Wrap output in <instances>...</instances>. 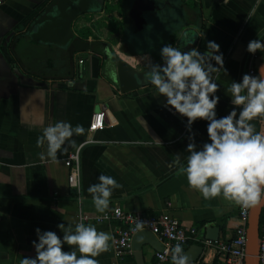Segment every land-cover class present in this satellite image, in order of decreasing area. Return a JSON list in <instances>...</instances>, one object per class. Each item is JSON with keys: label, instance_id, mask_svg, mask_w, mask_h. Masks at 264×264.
<instances>
[{"label": "crops", "instance_id": "0c3cea01", "mask_svg": "<svg viewBox=\"0 0 264 264\" xmlns=\"http://www.w3.org/2000/svg\"><path fill=\"white\" fill-rule=\"evenodd\" d=\"M49 1L0 0V264H20L24 257L34 258L36 228L56 232L61 238L63 232L57 225L63 223L74 231L80 206L90 216L103 214L96 210L88 192L101 174L113 177L120 185L113 190L106 211L119 205L127 211L168 212L182 225L198 227L199 237L204 240L216 234L218 240L230 241L239 224L240 206L222 195L204 199L179 172L189 155V135H193L198 149L209 142L207 121L196 120L189 132L187 118L166 107V97L158 95L150 82L125 93L117 83L114 54L144 75L151 63H162V59L150 53L124 52L123 33L119 49H113L111 55L109 43L94 44L84 38L80 17L73 22L74 33L88 41V47L80 50V45H73L79 50L71 55L72 41L57 46L50 40H35L25 34L28 27H24L23 20ZM185 1L199 5L203 28L186 26L168 44L184 52L196 48L200 53L207 51L209 41L220 45L223 68L212 74L219 85L215 95L220 97L216 108L220 118L235 107L227 91L230 84L242 81L252 63L258 69L262 64L264 49L258 50L259 56L254 59L247 45L254 39L264 42V0ZM90 29L93 34L95 28ZM96 30L101 32L102 28ZM52 48L58 49L57 58L49 57ZM81 58L84 63H80ZM212 63L215 65V61ZM102 110L106 111L105 126L90 131L93 114ZM56 121L69 122L73 127L81 125L84 133L73 137L76 148H62L57 158L51 159L46 155L47 145L38 147L36 141L43 129ZM251 123L256 132L264 134V118ZM77 149L81 205L76 190L68 183L69 170L64 163L67 155ZM177 155L179 164L175 163ZM85 225H93L112 237L108 250L94 257L99 264H138L135 252L124 260L113 253L118 222L90 221ZM195 244L204 247L196 264H227L215 247L203 242H189L184 248L186 255L194 253ZM63 250L71 248L64 245ZM143 251L144 264H155L159 250L145 246Z\"/></svg>", "mask_w": 264, "mask_h": 264}, {"label": "clouds", "instance_id": "9594fccd", "mask_svg": "<svg viewBox=\"0 0 264 264\" xmlns=\"http://www.w3.org/2000/svg\"><path fill=\"white\" fill-rule=\"evenodd\" d=\"M260 49H264V42L249 41V53L255 54ZM217 53H220V45L214 41L207 43L204 53L196 48L184 52L165 44L160 50L162 63H151L145 79L158 95L166 97V107L187 118L189 132L196 120L207 121L209 142L198 149L193 135H189L186 148L189 155L186 164L179 167L189 186L206 200L222 195L241 207H254L264 202V134L256 132L251 123L256 118H264V64L260 65L257 75L244 74L242 81L230 84L227 91L235 107L226 116L217 118L220 97L215 93L219 85L212 74L223 68L224 63L223 54ZM83 133L81 125L73 127L69 122L56 121L43 129L36 144L38 147L46 144L47 157L56 159L62 148L64 151L76 148L77 141L73 137ZM44 155L42 153L41 157ZM175 163H180L179 155ZM97 180L98 183L89 186L88 192L96 210L104 213L113 190L120 185L104 174ZM57 227L63 232L62 238L56 232L36 228L38 239L32 242L36 256L24 257L20 264H99L94 257L107 251L108 241L112 239L109 233L83 222L77 223L74 231L63 223ZM141 227L142 224H137V229ZM64 245L71 250L64 251ZM171 260L172 264H189L180 243L172 249Z\"/></svg>", "mask_w": 264, "mask_h": 264}, {"label": "built area", "instance_id": "2783aa9c", "mask_svg": "<svg viewBox=\"0 0 264 264\" xmlns=\"http://www.w3.org/2000/svg\"><path fill=\"white\" fill-rule=\"evenodd\" d=\"M257 52L253 54V58H257ZM85 59L81 58L80 63H84ZM248 74L257 75L258 67L251 64L248 68ZM106 111L102 110L93 114L90 121L89 130L95 132L105 126ZM68 167V183L70 187L76 190V198L81 205V160L80 149L70 152L64 161ZM78 223L84 224L90 221H116L120 224L117 234L112 242V250L118 260H124L126 257L134 253L132 247L133 236L143 229L151 230L163 242L164 249L157 251L155 254V264H168L171 261V252L177 243L182 245L184 249L189 242H203L207 246H213L218 253L223 255L227 264H246L247 257V231L248 220L250 215V207L239 209V224L236 228L235 235L230 241L223 240H204L199 237L198 227L184 226L180 220L172 216L168 212L146 213L143 211H127L121 206L111 207L101 215L90 216L79 209ZM137 224L142 227L137 229ZM259 262L264 264V207L260 224L259 238Z\"/></svg>", "mask_w": 264, "mask_h": 264}, {"label": "water", "instance_id": "95a60500", "mask_svg": "<svg viewBox=\"0 0 264 264\" xmlns=\"http://www.w3.org/2000/svg\"><path fill=\"white\" fill-rule=\"evenodd\" d=\"M93 0H50L31 20L25 34L30 35L35 40H50L57 46H62L71 41V55L81 50L83 46L88 47V41H81L75 36L73 22L76 18L91 9ZM156 10L154 0H134L131 7L130 15L135 17L137 23L142 26L146 23L145 14ZM24 34V35H25ZM78 38V39H75ZM80 45L73 49V45ZM58 52V49H55ZM113 59L117 66V83L121 92H128L137 89L148 81L145 79L144 73L136 71L118 54L113 55ZM264 64V63H262ZM264 202L259 205L250 207V215L248 220L247 231V257L246 264H260L259 262V238L260 224L263 212ZM218 235L213 234L210 239L218 240ZM150 246L154 249L162 251L164 249L163 242L151 230L143 229L136 233L132 239V247L138 264H144L143 254L144 247ZM194 253L189 254V264H196L204 247L195 244Z\"/></svg>", "mask_w": 264, "mask_h": 264}, {"label": "trees", "instance_id": "16d2710c", "mask_svg": "<svg viewBox=\"0 0 264 264\" xmlns=\"http://www.w3.org/2000/svg\"><path fill=\"white\" fill-rule=\"evenodd\" d=\"M111 1H116V4L110 6L108 10L111 12L119 8L124 17V21L121 23L124 35L122 50L128 54L150 53L157 58H161L160 50L162 46L168 44L170 38L173 37L178 30L193 24L201 28H203L204 25L197 3L185 0H170L168 4H164L162 0H156V2L160 4L159 11L147 16L145 31L135 32L128 23V12L133 0ZM170 3L174 4V6ZM45 5L46 3L41 4L30 15L24 18V27H28L31 20ZM81 34H83L84 38H87L91 34V30L86 29L82 31ZM81 41H84V39H81ZM263 51H260V56H263L261 54ZM111 52H113V49H111ZM9 58L13 61L12 57ZM262 63H264V57H262Z\"/></svg>", "mask_w": 264, "mask_h": 264}, {"label": "rangeland", "instance_id": "374dc122", "mask_svg": "<svg viewBox=\"0 0 264 264\" xmlns=\"http://www.w3.org/2000/svg\"><path fill=\"white\" fill-rule=\"evenodd\" d=\"M105 1H106L105 6H104L105 13L103 14V17H100L99 19H97L96 24L93 26L95 29H97V27L102 28V31L98 32L100 37L99 36H96V37L100 40L104 39L105 42L112 44L111 47L107 46L108 47L107 50L111 54V49H119L117 44L120 41V38L122 37V33H123V26L121 25V23L123 22V15L119 8H116L115 10L111 12L108 10L110 6L116 4V1H111V0H108V1L105 0ZM99 5H100V0H93L91 3V8H96ZM90 19L91 17H87V20H90ZM86 29L87 28L83 29L82 31ZM113 46H115V48ZM55 49L56 48L50 49L48 53L50 58H57L58 52Z\"/></svg>", "mask_w": 264, "mask_h": 264}, {"label": "flooded vegetation", "instance_id": "af4514ba", "mask_svg": "<svg viewBox=\"0 0 264 264\" xmlns=\"http://www.w3.org/2000/svg\"><path fill=\"white\" fill-rule=\"evenodd\" d=\"M164 2V4H168L170 2V0H162ZM105 0H100V5L96 8H93V9H90L88 12H85V13H82L81 16L77 17L81 20L82 24H81V27L82 28H89L92 27L93 25L96 24L97 22V19H99L100 17H103V14L105 13ZM134 2V0H133ZM133 2L131 4V7L133 5ZM155 4H156V10L153 11V12H148L145 14V18H146V23H144V25L142 26L141 23H137L136 20H135V17H132L130 15V11H131V7L129 9V12H128V23H129V26L132 28V30H134L135 32H143L145 31L146 29V25H147V16L149 14H153V13H156L157 11H159L160 9V4H158L156 2V0H154ZM171 4V3H170ZM172 6H174V4H171ZM90 12H95L94 14H91ZM92 15V16H91ZM87 17H91L90 20H87ZM76 18V19H77ZM78 19V20H79ZM123 21H124V17H123ZM90 25V27H89ZM94 27V26H93ZM81 28V29H82ZM98 29V27H97ZM98 32H100L99 30H94L93 29V34H90L87 38H90V41H92L94 44H98V43H102L104 42V39H98L96 36H99ZM92 33V32H91ZM100 37V36H99ZM86 38V39H87ZM107 43V42H106ZM107 46H110L109 44Z\"/></svg>", "mask_w": 264, "mask_h": 264}]
</instances>
